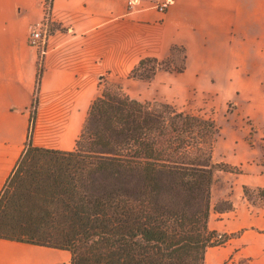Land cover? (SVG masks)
<instances>
[{
    "label": "trees",
    "instance_id": "16d2710c",
    "mask_svg": "<svg viewBox=\"0 0 264 264\" xmlns=\"http://www.w3.org/2000/svg\"><path fill=\"white\" fill-rule=\"evenodd\" d=\"M147 62L157 59L131 76L151 79ZM220 134L214 119L108 82L74 149L36 146L29 135L0 195V239L66 250L70 264H205L228 240L209 227L214 174L234 170L213 160Z\"/></svg>",
    "mask_w": 264,
    "mask_h": 264
},
{
    "label": "crops",
    "instance_id": "0c3cea01",
    "mask_svg": "<svg viewBox=\"0 0 264 264\" xmlns=\"http://www.w3.org/2000/svg\"><path fill=\"white\" fill-rule=\"evenodd\" d=\"M29 1L31 7L38 3ZM46 1L38 3L43 18L37 22L45 18ZM128 1L51 0L55 29L47 40L46 52L40 58L32 46L34 50L23 49L22 57L16 60V65L28 72L29 87L35 90L38 87L35 126L30 133L33 144L74 149L89 107L101 94V77L119 78L125 87L136 81L141 83L142 80L129 74L142 59L160 61L174 47H181L185 52L184 70H160L147 84L158 87L160 92L166 91V85L173 86L175 92L219 89L231 92L236 95L232 106L239 121L230 119L224 123L223 116L219 123L223 121L220 124L224 129L237 122L244 127L247 116L255 130L224 133L215 141L214 162L228 164L234 170H217L214 174L209 227L228 236V240L208 250L205 264H264V199L257 194L259 188H264V132H259L264 127V83L252 85L253 74L244 64L239 68L229 62L226 55L222 58L226 62L219 85L212 76L208 81L200 78L211 59L210 46L217 45L219 50L222 44L231 45L232 58L242 59L240 53L246 51L242 45L256 42L250 29L254 27L251 14L256 9L255 0H171L164 12L150 0H136L133 7H129ZM24 12L21 10L19 15ZM31 22L25 21L28 29L37 23ZM243 59L246 61L248 57ZM191 60L198 71L194 78L185 80ZM33 94L35 97V91ZM10 103L9 107L14 104ZM39 131L43 139L52 140L51 145L38 142ZM65 138L74 141L63 148ZM55 139H60L58 145H54ZM22 141H16L8 132L0 137V195L27 148L29 134ZM246 190L255 195L250 196ZM222 203L229 204L230 209L219 207ZM32 246L38 245L0 239V264H31L24 253L32 250Z\"/></svg>",
    "mask_w": 264,
    "mask_h": 264
},
{
    "label": "rangeland",
    "instance_id": "374dc122",
    "mask_svg": "<svg viewBox=\"0 0 264 264\" xmlns=\"http://www.w3.org/2000/svg\"><path fill=\"white\" fill-rule=\"evenodd\" d=\"M40 1L41 0H38V3ZM50 2V0H47V4H50ZM38 3L35 7H31L29 0H0V137L5 136L8 132L11 134L12 138L18 142H24L22 141L23 136L26 134L30 135L33 130V113L38 101V87H36V90L34 87L30 88L28 85L29 75L27 70L24 71L23 69H25V67L16 65L17 57H22L23 49L34 50L28 39L30 34L28 30H31V28L28 29V24H26L25 21L31 19V24L33 25L43 18L42 9ZM254 4L256 9H254L251 14V25L254 27L250 29L252 30L251 35L253 37L256 36V42L242 45L241 48H246L245 52L240 53L242 59L238 56L232 58L231 53L233 49L231 45L222 44L219 50L216 47L217 45L210 46L211 59L207 60L208 64H206V67L203 69V75L200 77L202 80L208 81V78L212 76L215 81L214 83L217 85L220 84L219 80H221V76L223 75V64L226 62L224 61L225 58H222L223 55L224 57L226 55V59L229 62H234L239 68L244 64V67L253 74L251 81L252 85L258 84L259 81L261 84L264 83V60L262 58L264 51V0H255ZM21 10H25V12L19 15ZM54 29L55 25L50 18L48 22V34L51 35ZM249 48L250 50L248 51ZM38 53L41 58L43 54H41L40 51H38ZM184 54L185 52L181 47H174L171 54L162 58L160 61L157 60L155 63L147 62L142 71L149 70L153 75L151 78L160 70L176 71L173 70L175 66L179 67L185 65ZM246 57H248V59L244 61L245 59L243 58ZM190 62V72L185 75V80L194 78L195 73L198 71L197 66L193 65V60ZM154 68L155 71L153 72ZM131 72L129 75L133 77L131 76ZM39 74L40 72L37 74V80L39 79ZM135 78L136 77H134V79ZM138 79L139 78H136L135 80ZM140 80L143 82L140 83L136 81L133 85L127 87L124 85L122 86L131 96L141 99L143 102L157 101L168 103L177 111L193 112L206 118L214 119L220 126L223 121L221 120L220 124L218 120L223 116L224 123L230 119L239 121L238 115L235 116L236 109L232 106L236 99V95L231 92H223L220 89L211 91L192 90L190 93H187L185 90L175 92L173 91V86L171 88L168 85H166L165 92H160L158 87H153L149 83L147 84L148 80ZM108 82L120 84L121 79L103 76L101 80V92ZM162 84L163 82H160L159 86L161 87ZM33 91H35V97ZM10 101L14 103L11 107H9V104L11 105ZM15 106L18 108L17 110L14 109ZM5 112H8V115ZM243 115L244 114H242V116ZM246 117H244L243 120L244 127L238 122L229 123V127L227 126L226 129L221 126L220 137H222L224 133H237L239 131H250V133H254L255 130L252 127L254 124ZM84 124L81 125L79 136L82 133ZM45 126L46 125H43V129ZM58 127H63V125H58ZM76 130L77 128L75 129L74 127L73 132ZM259 132L263 133L264 127L259 129ZM36 137L39 143L51 145L50 143L52 140L43 139V134L40 131L37 133ZM59 140L60 139H55L54 145H58ZM73 141V139L65 138V144L61 147L66 148V143ZM249 194L250 196L255 195L251 192ZM257 194L259 195L258 192ZM225 205V203H222L218 206L223 207ZM30 249L32 250L26 251L24 254L26 255V259L31 261V264H67L69 258V252L63 249L39 246H32Z\"/></svg>",
    "mask_w": 264,
    "mask_h": 264
},
{
    "label": "built area",
    "instance_id": "2783aa9c",
    "mask_svg": "<svg viewBox=\"0 0 264 264\" xmlns=\"http://www.w3.org/2000/svg\"><path fill=\"white\" fill-rule=\"evenodd\" d=\"M155 8L159 11L164 12L169 6L171 0H150ZM136 0H129V7H133ZM47 4V1H46ZM45 4V18L42 21L37 22L31 27L29 34V41L31 46L35 47L41 54L46 52L47 40L49 38L48 34V22L51 18V3Z\"/></svg>",
    "mask_w": 264,
    "mask_h": 264
},
{
    "label": "water",
    "instance_id": "95a60500",
    "mask_svg": "<svg viewBox=\"0 0 264 264\" xmlns=\"http://www.w3.org/2000/svg\"><path fill=\"white\" fill-rule=\"evenodd\" d=\"M102 78V77H101Z\"/></svg>",
    "mask_w": 264,
    "mask_h": 264
}]
</instances>
